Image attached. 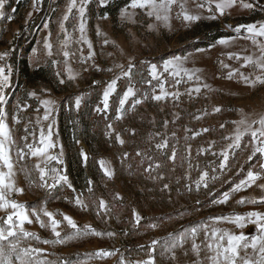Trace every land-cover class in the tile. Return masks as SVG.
<instances>
[{
	"label": "rangeland",
	"instance_id": "1",
	"mask_svg": "<svg viewBox=\"0 0 264 264\" xmlns=\"http://www.w3.org/2000/svg\"><path fill=\"white\" fill-rule=\"evenodd\" d=\"M34 2L5 0L2 10L4 17L0 18V54L7 53L0 59V67H4L5 74L9 75V85L3 89L5 103L0 107L7 113L5 122L15 141L11 145L14 163L11 180L24 190L23 194L10 193L9 198L25 205L33 223H25L24 228L40 237V240L22 238L20 247L44 249L38 258L54 264H64L65 261L70 264H121L122 260L124 264H135L138 260H148L150 256L155 259V264H197L198 261L210 264L207 257L211 253L204 247L203 231L195 239L202 249L199 257L192 251L191 238L182 248L175 249V259H171L172 253L164 252L161 245L170 235L202 223L236 234L243 232L248 236L255 235L254 224L247 223L246 227L239 228L224 221L215 223L211 218L245 215L251 211L264 213V203H237L241 197L246 200L264 197V189L257 187L264 184V173L252 187L232 193L227 204L213 203L223 193L231 192L236 184L246 178L248 171L260 172V164L264 163V157L259 153L251 161L248 160L252 145L249 143L250 135H245L241 147L230 154L228 167H218L221 163L219 153L230 142L224 137L234 133L236 126L232 121L241 119V110L254 119L264 114V84L257 83L252 87L240 76L243 73L255 79L264 73L253 64L243 66V59L229 58V53H239L241 57L252 55L254 58L260 54L257 45L243 38L248 35L244 29L239 33L234 29L240 25L264 24V0H243L244 3L255 5L249 9L243 8L238 0L223 16L216 8L218 0H211V3L209 0H198L204 5L203 8L197 7V0H187L185 8L188 14L201 18L198 21H185L182 14L177 16L181 11L179 6L173 5L167 27L163 21L148 16L146 9H132L131 0H107L104 4L99 0H89L85 8V36L91 41L95 55L86 63L83 58L88 57L90 50L87 43L78 42L79 16L76 9H73L68 21H63L69 0H40L35 7ZM120 2L126 4L114 11L115 4ZM125 8L133 16L132 22L121 20V10ZM213 14L217 19L208 18ZM61 23H64L71 36L66 47L61 45L65 38L60 29ZM45 24L48 28L44 27ZM150 24L156 27L150 29ZM97 27L102 35H97ZM49 31L53 44L52 56L47 55L44 47ZM219 35L222 37H217ZM105 39L110 43L105 45ZM221 39L230 40V44H218ZM256 39L258 43H264V37ZM199 49L205 51L200 52ZM65 50L70 52L68 58L62 54ZM130 56L135 57L131 80L137 92L135 98H141L147 92L149 99L134 110H129L135 99L130 98L125 105L124 118L117 120L119 98L129 84L127 78L117 81L107 111L97 112L96 108L103 107V91L121 71L116 65L122 64L127 68ZM174 57H187L183 67L199 69L197 74L201 79L188 81L184 77L181 83L174 86L175 78L163 71L165 61ZM53 60L59 63L53 64ZM153 64L157 66L158 74L162 73L160 80L164 82L165 90L180 93L178 100L171 96L161 101L150 98L153 87L156 89L155 94L160 93L158 81L150 75ZM57 72L60 73L59 77ZM229 72L234 73L231 79L228 78ZM70 73L76 76L75 80L68 79ZM60 79H64L65 83L60 84ZM147 80H152V84H147ZM204 84L209 85L210 89L204 88ZM197 86L201 87V91L189 95L187 90ZM30 92H35L36 97L30 96ZM77 96L83 97L79 110L74 107ZM49 98L57 103L53 115L44 121V107L40 100ZM18 104L29 107L19 111ZM216 107L221 108V111L214 112ZM17 116L20 123H16ZM37 116L41 118L39 124L36 123ZM165 121L168 122L166 127ZM49 123H52V141L56 144L49 154L59 155L60 146H63V164L49 161V168H60L62 174L68 176L72 188L63 183L52 190L42 187L39 170L35 168L39 158L26 157L21 161L16 155L19 148L25 147L21 139L23 136L28 135V143H32L31 133H35L38 143L41 129L47 134ZM109 124L112 125L111 129L108 128ZM221 124H224L223 128ZM25 125L28 126V133L25 132ZM205 128L209 131H202ZM61 130L72 139L68 146L62 141ZM132 130H135L134 134ZM117 135L125 141L123 145L116 139ZM164 139H167L168 147L158 150L155 145ZM189 145L190 157L187 151ZM209 148L210 152H200L201 149ZM173 149L176 151L175 162L168 159ZM81 150L87 154L86 164L82 160ZM137 152L142 155L137 156ZM124 153L129 155L122 162ZM74 154L77 164L83 168L81 178L69 174V162L73 161ZM101 159L114 170L112 178L104 175L99 165ZM149 163H159L161 167L146 172ZM73 167L77 165L73 164ZM213 169L216 171L213 172ZM0 171L6 172L7 168H0ZM203 171H208L209 177L216 176L217 179H209L208 188L201 186L197 190L196 182ZM50 175L45 177L49 182ZM89 179L93 181L92 193L87 191ZM164 184H168L169 188L164 189ZM187 185L191 186V191ZM116 194L122 199H117ZM77 195L86 201L88 211H82L75 205ZM101 198L110 209L107 216L96 214ZM33 210L40 214V219L46 225L49 221L43 213L45 210L52 212L61 221L57 230L62 236L72 231L63 220V214L71 216L78 225L88 224L105 235L85 236L62 245L43 244L40 241L55 237L49 227L40 226L32 214ZM133 210L143 217L139 225L134 222ZM5 216L0 211V217ZM153 223L159 226L155 229L149 227ZM2 224L3 219H0ZM108 232L115 235L109 237L106 235ZM153 240L160 241L154 252L151 251ZM100 250L115 254L96 256L95 253ZM248 251L251 253V249Z\"/></svg>",
	"mask_w": 264,
	"mask_h": 264
},
{
	"label": "snow or ice",
	"instance_id": "2",
	"mask_svg": "<svg viewBox=\"0 0 264 264\" xmlns=\"http://www.w3.org/2000/svg\"><path fill=\"white\" fill-rule=\"evenodd\" d=\"M40 0H35L34 7L39 4ZM101 4L107 2V0H99ZM187 0H131L130 7L132 9L140 8L146 9L147 15L150 17H155L156 21H163L164 25L168 26V21L170 20V13L172 11L173 5H178L180 8V12L177 13V16L183 15V19L185 21H198L201 17L199 15H191L188 14L186 11L185 5ZM211 3V0H209ZM238 0H218L216 3V8L221 16H223L226 10L232 8L237 4ZM258 2V0H257ZM89 3V0H69L66 12L63 16V21H68L69 16L72 14L73 9H76L79 16V41L87 43L89 48V55L87 58H83V62H87L94 57L95 53L92 51V43L88 40L85 36V8L86 5ZM241 6L245 9L253 8L255 5L252 3H244L243 0H240ZM5 7V0H0V18L4 17V12L2 11ZM197 7L203 8L204 5L199 3L197 0ZM209 12L212 11L211 7H209ZM15 11V10H13ZM10 18V17H9ZM106 18V17H104ZM209 19H217L215 14L208 17ZM121 20L124 21H133V16L129 13L128 8L121 10ZM45 28H48V25H44ZM156 27L155 24H150L149 28L154 29ZM231 27V26H229ZM61 31L64 33L65 38L61 41L62 47H66L70 41L71 36L68 33L67 28L64 27V23L60 25ZM241 29H244L248 35L243 37L244 39L251 40L253 45H257L259 49V55L255 58L252 55H246L241 57L239 53H229V58L235 59H243L245 64L243 66H247L248 64H253L257 68L264 73V43H258L256 37H264V24L259 26L255 24L250 25H240L234 29L235 32L239 33ZM97 35H102L97 27ZM233 39H236L235 37ZM110 43L109 40L105 39L104 44L107 45ZM111 43H115L112 41ZM220 45H229L230 40L228 39H221L217 42ZM44 47L47 51L48 56H52V48L53 44L51 43V31L48 33V38L44 42ZM215 47V45H213ZM198 51L204 52V49H199ZM82 52V49H81ZM63 56L68 58L70 56V52L65 50L63 51ZM7 56V53L0 54V59H3ZM135 57H129L128 59V66L127 68L124 67L122 64H117L116 67L121 69L120 73L112 79L106 86L103 91L102 95V105L103 107H97V112H105L109 108V98L111 95L116 91L117 81L121 78H127L129 80V84L124 91L123 95L119 98L118 102V114L116 116L117 120H121L124 118L126 114L125 105L128 104L130 98H135L137 96L136 89L134 88L133 84L131 83L133 69L135 68V64L133 63ZM187 57H174L171 60L165 61L163 65V71L169 72V74L175 78L174 86L178 85L183 81L184 77H187L188 81H192L194 78L195 80L199 81L201 77L197 74L200 70L199 69H192L189 70L183 67V63L187 60ZM53 64H58L59 62L56 60L52 61ZM97 67V70H100ZM224 67H228V65H224ZM108 71H112V69H108ZM183 73V76L181 75ZM233 72L228 73V78L231 79L233 77ZM56 75L59 77L60 73L57 72ZM150 75L153 80L158 81V87L160 89L159 94H155L156 89L153 87V93L151 94L150 98L154 101H161L165 100L167 97L171 96L174 99L178 100L180 93L176 92H168L164 88V82L160 80V76L162 73L158 74L157 66L151 65L150 68ZM241 78L244 80L246 84L254 87L257 83L264 84V75L257 76L255 79H250L248 76H245L243 73H240ZM69 80H75L76 76L72 75L71 73L68 76ZM60 84H64L65 80L60 79ZM147 84L151 85L152 80H147ZM9 85V75L5 74L4 67H0V105L5 103V96L3 94L4 87ZM204 88H209L210 86L207 84L203 85ZM47 91V90H45ZM188 94L191 95L193 92L199 93L201 91V87L197 86L192 89H188ZM30 96L36 97L35 92H30ZM83 97L77 96L75 97L74 107L76 110H79L81 106ZM149 99V93L145 92L141 98H135L130 105L129 110H134L137 105H140L144 102V100ZM40 103L44 107V113L42 119L44 121H48L49 117L53 115L55 110L56 101L53 99H42ZM29 107V105H19V111H25ZM71 110V109H69ZM214 112H220L221 108L216 107L213 110ZM39 112V109H37ZM206 114V113H205ZM7 113L4 111L2 107H0V168H7V171H0V211H3L6 216L0 217L3 219V224L0 225V264H54V262L44 261L39 259L38 257L44 249L40 248H21L20 241L22 238L32 237L36 240H40V237L33 232L26 231L24 228V224L33 223V220L30 218L28 210L26 209L25 205L18 203L15 199H10V193H19L23 194V189L18 188L15 185V182L11 180V177L14 175V163L11 156V145L15 143L14 140L11 138L10 129L5 122V118ZM178 118V117H177ZM200 119L201 117H196ZM41 122V118L37 116L36 123L39 124ZM16 123H20L19 116L16 117ZM54 123V120L53 122ZM52 123H49L47 126V134H45V130L42 128L40 131V137L38 143L36 142L35 133H31L33 137V142L28 143V135L23 136L21 139L25 142L24 148H19L17 150V157L19 160L23 161L26 157H33L39 158L38 162L35 164V168L39 170L40 178H41V186L45 187L49 190H52L57 187V185L63 183L66 184L69 188H72V185L69 181V178L66 174H62L60 168L51 167L49 168L48 162L55 161L58 164H63V146H60V153L59 155H50L49 150L56 147V144L52 141ZM167 121H165V127L167 126ZM232 123L236 126L234 133L231 136L224 137L225 140L230 141L227 146L222 149L219 153L221 157V163L219 164L220 169H225L228 167L229 157L230 154H234L235 149H239L241 147L242 139L245 135H250L251 140L249 143L252 145V152L248 156V160L251 161L256 154L259 153L261 157H264V114L258 116V118H252L247 114H244L241 110V119L237 121H232ZM258 125V127H256ZM221 128L224 127V124L220 125ZM108 128L111 129L112 125L109 124ZM189 131V130H186ZM202 131L207 132L209 129L205 128ZM25 132L28 133V126L25 125ZM135 133V130H132V134ZM200 133H195V135H199ZM159 135V133L157 134ZM175 136V133H173ZM116 139L118 142L123 145L125 141L117 135ZM187 139V137H185ZM215 143L214 141L212 142ZM155 147L160 149H165L168 147L167 139L162 140L160 143H157ZM25 148L27 151H25ZM190 157L191 153V146H188L187 149ZM211 149H201L200 152H210ZM198 152V154H200ZM212 155H217L215 152H211ZM128 153H124L122 157V162L124 159L128 157ZM137 156H141V152L136 153ZM81 156L83 162L86 164L87 162V154L81 150ZM169 160L175 162L176 160V151L173 149L171 156L168 157ZM190 163V159H189ZM43 165V167L41 166ZM99 165L103 170V173L108 178H112L114 176V170L106 165V161L101 159L99 161ZM159 168L161 165L159 163H149L148 167L145 169L146 172L153 171V168ZM174 170V169H173ZM216 169H213L215 172ZM50 175V180L45 179V177ZM261 173H264V163L260 164V172L248 171L247 176L245 179L241 180L238 184L234 186L231 192L223 193L222 197L218 200H214L213 203L218 204H227L228 201L231 199L232 193L238 192L245 188H250L252 185L256 184L257 180L261 179ZM163 179V176L159 177ZM155 179V177H153ZM209 179L216 180V176L209 177L208 171H203L201 173L200 179L196 182V188L199 190L201 186L204 188H208ZM93 181L89 179L87 181V191L89 193L93 192V188L91 185ZM188 190L191 191L192 188L190 185H187ZM257 187L264 189V184H259ZM164 189H168L169 185L164 184ZM163 190V189H162ZM73 191L75 189L73 188ZM117 199H122L119 194H116ZM264 203V197H261L259 200L252 199L246 200L245 198L241 197L237 201L238 204H245V203ZM74 203L77 207H79L82 211H88V205L84 199L81 198V195H77L75 197ZM110 209L108 208L107 202L102 198L99 200L98 207L96 208L97 216H100L102 213L107 216ZM36 220L39 222L41 227H49L51 232L54 234V239L42 240L40 241L43 244H65L68 241H72L75 239H82L85 236L95 235V236H103L105 233L96 231L90 225L85 224L80 226L77 222L69 215L63 214V220L67 222V225L72 229V231L67 234L66 236H62L61 232L57 229L60 227L61 221L57 220L52 212L44 211L43 215L48 218L49 223L46 225L43 220L40 219V214L36 213L33 210L32 213ZM134 222L136 225H139L143 217L133 210ZM110 218V217H109ZM211 220L215 223H219L224 221L226 223H231L239 228L246 227L247 223L254 224L256 226V234L253 236L245 235L243 232L236 234L232 231L210 227L207 223H202L188 229H185L179 234L170 235L166 238L161 245L162 249L166 253H172L171 259H175V249L182 248L187 241L188 238H191L192 243V251L199 257L200 252L202 251L200 245L195 243V239L197 234L201 231L204 233L205 244L204 247L211 253L207 259L210 261V264H264V213L259 211H251L246 213L245 215H230V216H220V217H212ZM159 225L158 224H150L149 227L155 229ZM109 237H113L115 233L108 232L106 233ZM157 244H160V241L153 240L151 244V251H155V247ZM249 249H251V253H249ZM243 253V255L241 254ZM114 252H108L104 250H100L95 253L96 256L99 257H107L114 255ZM187 254V253H185ZM27 258V259H26ZM64 264H70V262L65 261ZM121 264H124V261H121ZM135 264H155V259L153 257H149L148 260L143 261H136ZM197 264H202V261H198Z\"/></svg>",
	"mask_w": 264,
	"mask_h": 264
},
{
	"label": "trees",
	"instance_id": "3",
	"mask_svg": "<svg viewBox=\"0 0 264 264\" xmlns=\"http://www.w3.org/2000/svg\"><path fill=\"white\" fill-rule=\"evenodd\" d=\"M126 4V2H120V3H117V4H115V7L113 8V10L114 11H117V10H119L121 7H123L124 5ZM112 14H113V12H112ZM217 37H222L221 35H219V36H217ZM62 118V117H61ZM62 122V121H61ZM61 137H62V141H63V143H65V145L66 146H68V143L69 142H71L72 141V139L70 138V135H65L64 133H63V131L61 130ZM72 153H74L73 152V150H72ZM72 159V158H71ZM73 164H74V166H75V164L77 165V167L76 168H74L73 167ZM73 168H74V173H73ZM69 174H71V176H75V177H78V178H81L82 177V174H83V168H82V166L80 165V164H77V158H76V156H75V154H74V156H73V161L70 163L69 162Z\"/></svg>",
	"mask_w": 264,
	"mask_h": 264
}]
</instances>
